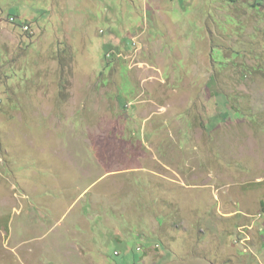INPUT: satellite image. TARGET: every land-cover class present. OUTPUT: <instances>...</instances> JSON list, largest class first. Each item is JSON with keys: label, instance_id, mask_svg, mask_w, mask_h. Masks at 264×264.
<instances>
[{"label": "rangeland", "instance_id": "rangeland-1", "mask_svg": "<svg viewBox=\"0 0 264 264\" xmlns=\"http://www.w3.org/2000/svg\"><path fill=\"white\" fill-rule=\"evenodd\" d=\"M126 223L135 264H264V0H0V264H133Z\"/></svg>", "mask_w": 264, "mask_h": 264}, {"label": "crops", "instance_id": "crops-1", "mask_svg": "<svg viewBox=\"0 0 264 264\" xmlns=\"http://www.w3.org/2000/svg\"><path fill=\"white\" fill-rule=\"evenodd\" d=\"M104 179L105 178H103V176H100L96 178L95 181L93 182L91 181L88 185L89 187L97 186V184L101 183L102 180L104 181ZM96 204H97L96 197L95 199L91 197V200L89 202H86L85 205L83 206L84 214L90 213L93 205H96ZM97 219L99 218L97 217V214H96V218H95L96 222H97ZM124 227L125 229H121V228L112 229L113 233H112L111 239L115 243H117L119 246H123L121 250L123 254L129 253V254L134 255L133 264H135L137 261L140 260V257L145 255V250H148V249H144L142 252H138L136 251L138 249L135 248V250L133 251L132 247L129 246V241L133 237L134 226H128V224L126 223ZM77 232H80V230L79 231L77 230ZM142 237L143 236H141L140 234H137L134 238L141 240ZM103 238H104L103 232H98V234L94 236L93 239L90 240L89 245H87V246H90L91 248H94V250H91L89 251V253H87L83 247L80 249V246L78 243H76L75 239L74 241H70L66 239L65 235L63 236L61 235L60 237H58L57 240L52 239L50 242L48 241L46 242V247L48 249L49 248L51 249L52 247H54L53 249L54 251L50 252L52 253L53 256L51 258L46 256L44 259L45 261L39 264H99V261L101 259L105 260L106 264H114L112 263V261L108 259V257L104 255V250L106 248L104 244L105 241H103ZM148 242L149 241H147L146 244H148ZM54 244H56V247L54 246ZM150 248L151 246L149 247V250ZM120 254L121 253L114 251L115 256H119Z\"/></svg>", "mask_w": 264, "mask_h": 264}, {"label": "clouds", "instance_id": "clouds-1", "mask_svg": "<svg viewBox=\"0 0 264 264\" xmlns=\"http://www.w3.org/2000/svg\"><path fill=\"white\" fill-rule=\"evenodd\" d=\"M137 251H140L139 249Z\"/></svg>", "mask_w": 264, "mask_h": 264}]
</instances>
